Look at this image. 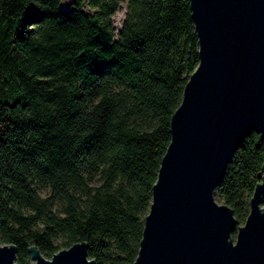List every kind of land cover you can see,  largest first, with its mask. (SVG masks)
<instances>
[{"label":"trees","instance_id":"16d2710c","mask_svg":"<svg viewBox=\"0 0 264 264\" xmlns=\"http://www.w3.org/2000/svg\"><path fill=\"white\" fill-rule=\"evenodd\" d=\"M0 0V242L49 257L86 242L94 264H131L169 117L198 63L189 0ZM82 2L93 8L89 13ZM264 163L251 128L215 189L236 225ZM40 189H46L44 194Z\"/></svg>","mask_w":264,"mask_h":264},{"label":"water","instance_id":"95a60500","mask_svg":"<svg viewBox=\"0 0 264 264\" xmlns=\"http://www.w3.org/2000/svg\"><path fill=\"white\" fill-rule=\"evenodd\" d=\"M198 63L169 117V141L151 184L131 264H264V163L249 212L236 225L215 189L251 128L264 140V0H189ZM15 245L0 242V264H16ZM30 264H94L86 242Z\"/></svg>","mask_w":264,"mask_h":264},{"label":"rangeland","instance_id":"374dc122","mask_svg":"<svg viewBox=\"0 0 264 264\" xmlns=\"http://www.w3.org/2000/svg\"><path fill=\"white\" fill-rule=\"evenodd\" d=\"M69 3H70V0H60V6L62 8L68 7ZM82 8H83V10H85L89 13H92V11H93V8L88 6L86 4V2H82ZM124 8H125V0H122L119 3L117 10L110 16V20H111L112 25H113L115 30L118 29L120 26V22H121V19L123 17ZM45 192H46V189H40L41 194H44ZM215 198L218 202H223V200L217 194H215ZM61 247H63V246H61Z\"/></svg>","mask_w":264,"mask_h":264}]
</instances>
